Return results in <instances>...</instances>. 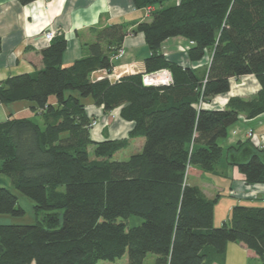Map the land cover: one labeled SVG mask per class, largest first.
<instances>
[{"label": "trees", "instance_id": "16d2710c", "mask_svg": "<svg viewBox=\"0 0 264 264\" xmlns=\"http://www.w3.org/2000/svg\"><path fill=\"white\" fill-rule=\"evenodd\" d=\"M27 4L33 0H20ZM151 9V20L93 27L90 54L65 65L68 41L57 33L42 50L43 67L0 81V104L34 102L35 117L0 122V173L15 190L0 187V214L22 215V193L34 201L37 221L0 223V264H98L128 254V264H212L229 242L253 250L264 262V206L236 204L214 224L220 195L210 198L187 178L190 166L218 173L239 168L247 184H264V148L249 139L223 146L242 115L264 114V0H132ZM130 32L149 47L145 69L112 79L113 57ZM183 36L195 67L169 60L163 43ZM1 51V41H0ZM203 65V66H200ZM169 69L170 84L146 85L143 76ZM254 74L261 89L233 96L224 108L206 106L230 90L232 77ZM57 103H49L50 96ZM134 123L127 136L95 141L83 97ZM252 130V129H251ZM253 131V130H252ZM144 137L140 152L113 156ZM93 147V154L89 150ZM131 215L143 221L131 227ZM57 223H59L57 225Z\"/></svg>", "mask_w": 264, "mask_h": 264}, {"label": "crops", "instance_id": "0c3cea01", "mask_svg": "<svg viewBox=\"0 0 264 264\" xmlns=\"http://www.w3.org/2000/svg\"><path fill=\"white\" fill-rule=\"evenodd\" d=\"M144 20H151L148 8H137L132 0H33L27 4L20 0H0V81L16 74L36 73L43 67L42 50L50 44L45 37V32L49 30L65 35L68 45L63 55V63L69 65L90 54L89 45L95 39L93 27L126 21L134 22L130 26L134 28L136 23ZM191 45L192 42L183 36L171 37L163 43L161 51L172 62L184 66L195 67L206 63L208 55L200 63H191L188 57V48ZM122 49L120 55L113 57L112 72L97 70L93 72L92 79L109 75L115 80L130 73L144 71L145 58L150 52L144 34L128 33ZM230 83L228 92L216 95L206 106L221 109L231 97H251L261 89L254 74L232 77ZM82 100L86 104L88 115L97 122L91 129V136L95 141L125 137L132 129L134 123L120 116V107L106 112L103 106L94 103L91 96L83 97ZM49 103L56 105V96H50ZM34 105V102L28 100L0 104V122L11 115L32 116ZM250 129L254 134L249 139ZM247 139L254 146L264 141V114L251 119L242 115L231 127L229 134L220 139V143L229 146ZM144 142V137L133 138L127 148H131L132 153L140 152ZM217 170L218 173L205 174L196 167L194 171L200 181L191 183L199 185L210 198L220 195L214 211L216 226L228 219L236 204L264 206V184H247L244 175L235 165L223 163ZM212 264L264 262L244 244L229 242L223 259Z\"/></svg>", "mask_w": 264, "mask_h": 264}, {"label": "rangeland", "instance_id": "374dc122", "mask_svg": "<svg viewBox=\"0 0 264 264\" xmlns=\"http://www.w3.org/2000/svg\"><path fill=\"white\" fill-rule=\"evenodd\" d=\"M153 8H148L149 12ZM151 14V12H150ZM123 48V47H122ZM35 111L32 112V116L27 117H35L41 124L43 123L42 119L39 115L35 114ZM34 115V116H33ZM95 125H92L94 127ZM231 129V128H230ZM230 132V130H229ZM224 138H221V140ZM91 155L93 154V147L89 148ZM131 148H124L118 151L114 156L113 159L117 160H125L128 159L130 156ZM132 153V152H131ZM196 167L190 166L187 172V178L190 183H197L200 181V178L196 175L194 169ZM2 178V179H1ZM10 187L11 189L15 190L10 178L0 173V187ZM19 195V204L24 208L25 213L22 215H12V214H0V223L5 224H32L37 221V216L34 209V201L29 198L28 196L18 193ZM143 221V218L137 215H131L129 218L126 219V223L128 227L138 225ZM216 226V225H215ZM220 226V225H218ZM156 255L154 253H148L147 257L145 258L144 264H153L155 261ZM98 264H128V254H125L123 257L116 259L115 261L109 260H100Z\"/></svg>", "mask_w": 264, "mask_h": 264}, {"label": "built area", "instance_id": "2783aa9c", "mask_svg": "<svg viewBox=\"0 0 264 264\" xmlns=\"http://www.w3.org/2000/svg\"><path fill=\"white\" fill-rule=\"evenodd\" d=\"M56 32L54 30H49L45 32V37L47 40L51 41V39L55 36ZM122 48L117 51L114 56H118L122 53ZM143 81L146 85H157V84H170L173 82V76L169 69H160L157 71L149 72L144 74ZM97 122L93 121L92 125H96ZM254 132L250 129L248 131L249 136H253ZM259 148H264V141L258 145Z\"/></svg>", "mask_w": 264, "mask_h": 264}, {"label": "water", "instance_id": "95a60500", "mask_svg": "<svg viewBox=\"0 0 264 264\" xmlns=\"http://www.w3.org/2000/svg\"><path fill=\"white\" fill-rule=\"evenodd\" d=\"M59 223H57V225H58Z\"/></svg>", "mask_w": 264, "mask_h": 264}]
</instances>
